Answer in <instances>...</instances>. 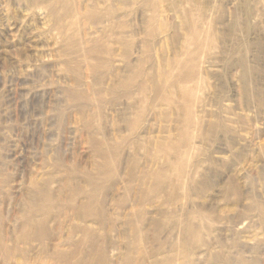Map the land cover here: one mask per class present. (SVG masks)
I'll return each instance as SVG.
<instances>
[{
  "label": "rangeland",
  "instance_id": "rangeland-1",
  "mask_svg": "<svg viewBox=\"0 0 264 264\" xmlns=\"http://www.w3.org/2000/svg\"><path fill=\"white\" fill-rule=\"evenodd\" d=\"M0 264H264V0H0Z\"/></svg>",
  "mask_w": 264,
  "mask_h": 264
}]
</instances>
